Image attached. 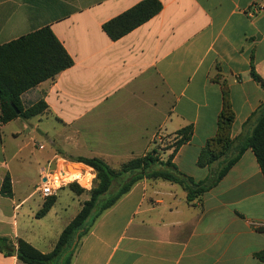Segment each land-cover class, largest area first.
I'll return each instance as SVG.
<instances>
[{
    "label": "crops",
    "instance_id": "crops-1",
    "mask_svg": "<svg viewBox=\"0 0 264 264\" xmlns=\"http://www.w3.org/2000/svg\"><path fill=\"white\" fill-rule=\"evenodd\" d=\"M141 1L0 0V46L49 27L74 60L73 67L21 97L26 108L47 103L48 112L36 118H54L65 130L59 139L41 130L40 122L34 125V118L0 121V237L13 245L11 255L0 252V264H24L17 256L19 239L52 252L83 205L57 240L47 243L36 216L47 199L38 190L42 171L56 161L74 163L50 151L46 167L37 163L39 183L27 190L34 165L23 153L30 142L40 154L47 147L36 136L20 146L22 135L39 132L66 150L75 142V151L118 162L151 152L158 136L177 141V132L192 126V139L172 162L200 182L218 168L198 161L217 134L224 88L235 113L231 138L250 134V119L264 103V90L251 78L254 68L264 79V0H159L160 14L112 41L103 25ZM173 151L162 153L161 161ZM6 176L12 197L1 193ZM56 196L51 211L60 203L59 191ZM261 253L264 175L248 149L217 186L192 203L178 184L137 183L96 221L72 264H264Z\"/></svg>",
    "mask_w": 264,
    "mask_h": 264
},
{
    "label": "trees",
    "instance_id": "trees-1",
    "mask_svg": "<svg viewBox=\"0 0 264 264\" xmlns=\"http://www.w3.org/2000/svg\"><path fill=\"white\" fill-rule=\"evenodd\" d=\"M162 9L163 4L159 0H143L106 22L103 30L112 41H118L156 17ZM73 66V58L49 27L0 46L1 123L7 124L18 118L30 120L46 114L49 107L44 100L26 108L22 95L45 81L54 80L60 73ZM251 78L264 90V79L254 68ZM223 94L224 107L219 118L217 134L208 140L198 161L201 167H213L218 164L216 172L207 180L196 182L181 173L172 162L178 149L192 139V126L177 132L178 139L173 147L174 151L166 161H161L155 149L144 156L129 160L119 170L113 169L106 161L97 157L79 158L78 163H83L95 171L90 198L83 203L79 214L63 230L52 252L42 253L27 241L19 239L18 259L24 264H72L81 240L96 221L143 180H162L178 184L187 192V201L192 203L201 200L206 192L217 186L248 149L255 154L264 175V103L250 119H254L250 134L239 141L233 140L231 134L235 113L227 87L223 89ZM115 184L119 187L118 191L103 200ZM69 188L78 195L85 192L77 184H71ZM1 193L5 197L13 196L10 176L5 177ZM56 202L57 196L47 198L36 216L44 218ZM0 252L5 255L12 254L13 245L8 238L0 237ZM257 256L264 260V253Z\"/></svg>",
    "mask_w": 264,
    "mask_h": 264
},
{
    "label": "rangeland",
    "instance_id": "rangeland-1",
    "mask_svg": "<svg viewBox=\"0 0 264 264\" xmlns=\"http://www.w3.org/2000/svg\"><path fill=\"white\" fill-rule=\"evenodd\" d=\"M40 118H34L32 122L34 125H36V123L41 124L40 129L43 130L45 133L48 134V136H51L52 138H58L59 136L62 135L64 133V129L60 126H58L55 123L54 118H50V119H46L44 118L43 120H39ZM15 128V125H13L11 127ZM35 131V130H34ZM37 134H32L31 136L28 135V137H25V135H22L21 137H19L16 141V143L18 145H26V143H28L31 139H33L34 136H36L33 140H37V142H40L42 144H46L47 150L42 154L34 152V148H33V142L31 144V147L29 149H27L23 155L27 158V155H30L29 157V161L32 163V165H34V169L31 171V175H30V182L27 184V186L25 188H30L27 190H34V188L36 187V185L39 183L40 178H38L37 175V163L38 161L41 162V167H46L48 165L47 161H45V157L49 154L50 151H54L56 152L57 156L60 157L62 156L63 158L73 162V165H69L70 166V170H72L71 172H73V166L74 165H79V166H83L84 171L90 172L91 170L88 169L85 164L83 163H78L77 160L79 158H100L103 159L101 157H99L98 155L94 154H88L86 153V151H75V148H78V145H75V142H72L71 146L69 147V150H66L63 146H59V145H54L52 146L50 143L49 138H47V136L42 137L40 135L39 132H36ZM155 147L154 149L157 151L159 157L160 155H162V153H164L165 151L172 149L174 150V145L176 143V140L172 137H166V136H162L159 138L156 137L155 139ZM41 145H39L40 148ZM91 146L94 148H98V146H94L93 144H91ZM100 148V147H99ZM73 149L72 152H70V150ZM101 149V148H100ZM102 151L104 150V152H107V150L105 149H101ZM64 152V153H63ZM63 154V155H62ZM60 155V156H59ZM104 160V159H103ZM105 161V160H104ZM129 161V160H128ZM128 161H118L116 162V158L115 159H110L108 161H106L113 169H121L122 165ZM54 163H59V161H56ZM67 165V164H66ZM72 166V167H71ZM95 172V171H94ZM73 174V173H72ZM90 179L91 175H87L85 177V179ZM94 186V185H93ZM83 189V188H82ZM119 189L118 185L115 184L114 187L112 188V191L110 192V194H107L106 196L103 197V200H107L108 198L111 197V195H113L115 192H117ZM85 190V189H84ZM92 190V189H91ZM91 190H85V192L82 195H78L75 194L74 192H72L70 190V188H64L63 190L59 191V196L61 200L60 203L56 206L55 209H53L45 218L40 219V224H37V227L39 225V231H43L46 233L47 235V243H52L54 242V240H57L58 235L60 234V232L63 230V228L65 227V225L67 224V222H69V220L71 218H73L75 216V214H77L79 208L81 207V205L90 198V192ZM98 209H96L97 211Z\"/></svg>",
    "mask_w": 264,
    "mask_h": 264
},
{
    "label": "built area",
    "instance_id": "built-area-1",
    "mask_svg": "<svg viewBox=\"0 0 264 264\" xmlns=\"http://www.w3.org/2000/svg\"><path fill=\"white\" fill-rule=\"evenodd\" d=\"M66 164L70 165V163H67L66 161L50 163L49 167L42 171V179L38 190L44 198L56 196L58 191L65 187H69L71 184H77L85 190H91L93 188L96 176L93 169H90V172H83V178L87 175H91V178L85 183L78 178L72 179L71 171H67L64 168V165Z\"/></svg>",
    "mask_w": 264,
    "mask_h": 264
},
{
    "label": "bare ground",
    "instance_id": "bare-ground-1",
    "mask_svg": "<svg viewBox=\"0 0 264 264\" xmlns=\"http://www.w3.org/2000/svg\"><path fill=\"white\" fill-rule=\"evenodd\" d=\"M72 167V166H71ZM64 168L67 170V171H72V170H70L69 169V165H64ZM73 172H71V173H73L72 174V179H75V178H78V179H81V180H83L85 183L89 180V179H85V177L83 178L82 177V174H83V172H84V168H83V166H79V165H74L73 166Z\"/></svg>",
    "mask_w": 264,
    "mask_h": 264
}]
</instances>
